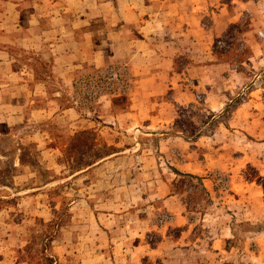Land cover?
Segmentation results:
<instances>
[{
  "label": "rangeland",
  "instance_id": "obj_1",
  "mask_svg": "<svg viewBox=\"0 0 264 264\" xmlns=\"http://www.w3.org/2000/svg\"><path fill=\"white\" fill-rule=\"evenodd\" d=\"M142 1L131 0L145 11L135 28L157 45L169 30L199 31L164 94L146 99L115 59L63 85L76 125L39 122L33 108L23 124L0 121V264H264V0ZM7 2L0 30L22 38L0 35V59L10 45L9 59L42 77L41 32L63 26L47 16L59 1ZM113 108L116 125L98 117Z\"/></svg>",
  "mask_w": 264,
  "mask_h": 264
},
{
  "label": "crops",
  "instance_id": "obj_2",
  "mask_svg": "<svg viewBox=\"0 0 264 264\" xmlns=\"http://www.w3.org/2000/svg\"><path fill=\"white\" fill-rule=\"evenodd\" d=\"M30 1L32 0H8L6 4L22 6L31 3ZM58 1L55 4L58 9L47 16L50 20L62 19L63 26L41 32V39L46 42L49 55L47 73H40L42 77L35 75L32 65L24 62L16 63L9 59L12 57L10 45L3 47L1 52L3 59H0V98L2 97L4 101V111L0 115L2 117L0 121L5 127L11 126L12 123L23 124L26 121L27 111L31 108L35 110L34 114L37 120H40L39 122L47 123L50 118L69 116L73 119V125H76L81 120H77L80 115L69 107H61L63 85H70L75 76L82 71L104 65L115 59L128 62L136 79L137 92L142 91V96L146 99H152L148 95L155 94L153 97L155 99L156 94H164L168 70L172 67L175 56L184 52V41L189 34L198 35L199 32L198 30L188 32L186 27L179 30L178 34L175 33L176 29L169 30L170 33L172 32L171 38L167 36L160 45L159 43L157 45L159 41L155 37L142 34L143 28H135V25L143 19L141 14L145 11L135 6L131 0L118 3L116 11H112L114 6L112 3L109 4V0H94L99 3V10L93 9L92 0ZM144 2L145 0L142 1ZM159 13L160 11L158 15ZM236 19V16L229 17L228 21L232 22ZM72 20L81 21V26L78 29L74 28L71 25ZM108 20H111V24ZM112 22L117 27H110L113 25ZM125 24H132V29H125ZM1 30L0 35L3 34L6 37L7 43H10L8 36L14 35L15 42L22 38L21 30L19 33H16V30L4 29L3 32ZM174 36L179 37L172 39ZM173 40L176 41L172 42ZM108 41L113 44L112 51L109 49ZM17 83L21 85L22 91L14 95L12 92ZM22 88L25 89L24 93ZM33 100L34 102L29 104L28 101ZM121 112L122 110L116 112L114 108L111 112L102 110L98 113V117L111 118L113 123H117L120 121ZM126 116L136 119L135 113H128ZM88 120L85 119L86 122Z\"/></svg>",
  "mask_w": 264,
  "mask_h": 264
},
{
  "label": "built area",
  "instance_id": "obj_3",
  "mask_svg": "<svg viewBox=\"0 0 264 264\" xmlns=\"http://www.w3.org/2000/svg\"><path fill=\"white\" fill-rule=\"evenodd\" d=\"M110 70H112V69H110ZM119 74H120V77L119 78L117 77V75H111L109 77L105 76V79H117L118 78V80H119V79L122 78V76H123L124 73H120L119 72ZM102 88L106 89L107 87H99V89H101V90H102Z\"/></svg>",
  "mask_w": 264,
  "mask_h": 264
},
{
  "label": "trees",
  "instance_id": "obj_4",
  "mask_svg": "<svg viewBox=\"0 0 264 264\" xmlns=\"http://www.w3.org/2000/svg\"><path fill=\"white\" fill-rule=\"evenodd\" d=\"M179 175H180V174H179ZM186 177L192 178V176H190V175H186Z\"/></svg>",
  "mask_w": 264,
  "mask_h": 264
}]
</instances>
